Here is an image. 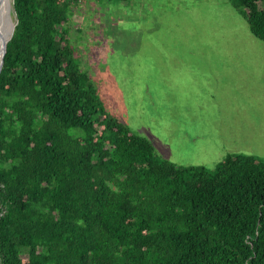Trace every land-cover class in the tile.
<instances>
[{
    "label": "trees",
    "instance_id": "1",
    "mask_svg": "<svg viewBox=\"0 0 264 264\" xmlns=\"http://www.w3.org/2000/svg\"><path fill=\"white\" fill-rule=\"evenodd\" d=\"M80 0H12L0 69V264H264V160L159 157L69 45ZM264 40V0H232ZM259 2L263 5L260 6Z\"/></svg>",
    "mask_w": 264,
    "mask_h": 264
},
{
    "label": "rangeland",
    "instance_id": "2",
    "mask_svg": "<svg viewBox=\"0 0 264 264\" xmlns=\"http://www.w3.org/2000/svg\"><path fill=\"white\" fill-rule=\"evenodd\" d=\"M239 10L232 0H80L65 27L110 114L159 157L213 168L228 154L264 160V40ZM15 21L12 0H0V33Z\"/></svg>",
    "mask_w": 264,
    "mask_h": 264
},
{
    "label": "water",
    "instance_id": "3",
    "mask_svg": "<svg viewBox=\"0 0 264 264\" xmlns=\"http://www.w3.org/2000/svg\"><path fill=\"white\" fill-rule=\"evenodd\" d=\"M8 15H9V12H8V10L6 9L5 11H4V21H6V19H8ZM3 21V22H4ZM15 23H16V21H15ZM15 23L13 24V25H11L10 27V29L8 28L7 30H5L3 33H0V69H1V67H2V64H3V52H4V46H5V44H6V42H7V40H8V37H9V35L12 33V31H13V29H14V26H15ZM5 24V23H4ZM2 26H4V25H2ZM4 30V29H3Z\"/></svg>",
    "mask_w": 264,
    "mask_h": 264
},
{
    "label": "bare ground",
    "instance_id": "4",
    "mask_svg": "<svg viewBox=\"0 0 264 264\" xmlns=\"http://www.w3.org/2000/svg\"><path fill=\"white\" fill-rule=\"evenodd\" d=\"M1 41V40H0Z\"/></svg>",
    "mask_w": 264,
    "mask_h": 264
}]
</instances>
